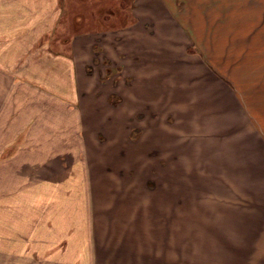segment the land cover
Masks as SVG:
<instances>
[{
  "label": "rangeland",
  "instance_id": "rangeland-1",
  "mask_svg": "<svg viewBox=\"0 0 264 264\" xmlns=\"http://www.w3.org/2000/svg\"><path fill=\"white\" fill-rule=\"evenodd\" d=\"M189 1L63 0L55 51L89 44L84 236L97 264H264V0H215L227 8L215 46L194 59L163 10ZM81 234L66 235L69 259L82 260Z\"/></svg>",
  "mask_w": 264,
  "mask_h": 264
},
{
  "label": "crops",
  "instance_id": "crops-1",
  "mask_svg": "<svg viewBox=\"0 0 264 264\" xmlns=\"http://www.w3.org/2000/svg\"><path fill=\"white\" fill-rule=\"evenodd\" d=\"M195 1L184 11L163 9L172 16L171 28L178 26L193 40L186 48L193 59L209 56L204 49L215 46L212 24L222 19L214 17L227 12L215 0ZM233 1L249 5L259 0ZM63 10V0H0V264H97L84 236L92 234L88 225L92 229L93 224L79 59L89 44L78 35L68 41V53L66 39L55 51L53 36L62 28ZM245 22L247 32L241 35L251 30ZM175 34L172 41L181 37ZM205 65L215 73L212 61ZM75 230L82 231L81 252L75 255L82 260L67 254L66 235Z\"/></svg>",
  "mask_w": 264,
  "mask_h": 264
}]
</instances>
